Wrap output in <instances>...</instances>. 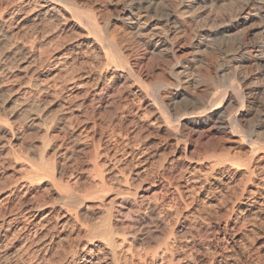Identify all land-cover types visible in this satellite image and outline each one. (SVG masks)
I'll use <instances>...</instances> for the list:
<instances>
[{"label":"bare ground","instance_id":"6f19581e","mask_svg":"<svg viewBox=\"0 0 264 264\" xmlns=\"http://www.w3.org/2000/svg\"><path fill=\"white\" fill-rule=\"evenodd\" d=\"M107 1L0 0V264H264V0Z\"/></svg>","mask_w":264,"mask_h":264},{"label":"rangeland","instance_id":"374dc122","mask_svg":"<svg viewBox=\"0 0 264 264\" xmlns=\"http://www.w3.org/2000/svg\"><path fill=\"white\" fill-rule=\"evenodd\" d=\"M101 1H102L103 3H105V4H108V3H109L107 0H101ZM150 20H152V21H156V18L153 17V18H150ZM228 20H229V21H228ZM255 22H256V21H255ZM227 23H228V24H233V26H232L233 28H232V30L229 32L230 34L233 33V34H232L233 36H235L236 34L241 33V32H242L243 30H245V28L249 25V24H244V23L239 22V21L237 20L236 17H233V18L230 17V19H227V21H225V24H227ZM252 23H253V22H252ZM225 24H222V23H221V25L218 24V26H216V27H214V28L212 27L211 30L215 31L216 29H220V28L223 27ZM230 34H229V35H230ZM186 51H187V50H186ZM152 70H153V69H152ZM155 71H156V72H155ZM154 72H155V73H154ZM152 73H153V76H154V77H155V76H156V77H160V76L162 75V74L160 73L159 70H153ZM156 74H157V75H156ZM160 74H161V75H160ZM190 100H191V101H190ZM187 101H188V99H187ZM187 101L183 102L182 104H187V103H188ZM190 102L192 103L193 100H192V99H189V103H190ZM189 103H188V104H189ZM202 147L205 148L206 145H203ZM201 150H204V149L201 148ZM9 173H10V171H8V172L5 171V172L3 173V177L0 178V179H1L0 182H1V181H2V182H3V181L6 182V178H7L6 176L9 177V175H10ZM4 175H5V176H4ZM4 177H5V178H4ZM4 179H5V180H4ZM2 182H1V183H2ZM4 182H3V183H4ZM1 183H0V184H1ZM3 183H2V184H3ZM2 184H1V185H2ZM254 235H255V234H253V237H252V238H253V241H255V238H256ZM249 246H250V245H249ZM256 247H257V245H253V246L251 245V246L249 247V249H248L247 252H240V254H242V255L239 254V258L243 257V258H241V264H242L243 262H244L245 264H247V263L249 262L250 259L253 260V259H255V258L258 256V252H257L258 249L256 250ZM253 248H254L255 250H254ZM252 249H253V250H252ZM249 251H250V253H249ZM253 252H254V253H253ZM255 252H256L257 254H256ZM245 253H246V254H245ZM246 255H247V256H246ZM255 255H256V256H255ZM240 256H241V257H240ZM254 256H255V257H254ZM246 257H247V258H246ZM252 257H253V258H252ZM263 258H264V257H263ZM243 259H244V260H243ZM242 260H243V261H242ZM250 261H251V260H250ZM262 261H264V259H262ZM244 263H243V264H244Z\"/></svg>","mask_w":264,"mask_h":264}]
</instances>
